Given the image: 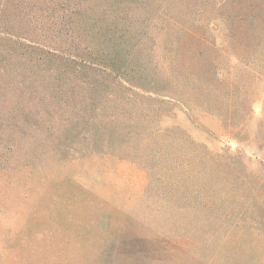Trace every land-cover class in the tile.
Segmentation results:
<instances>
[{
	"label": "rangeland",
	"instance_id": "obj_1",
	"mask_svg": "<svg viewBox=\"0 0 264 264\" xmlns=\"http://www.w3.org/2000/svg\"><path fill=\"white\" fill-rule=\"evenodd\" d=\"M0 264H264V0H0Z\"/></svg>",
	"mask_w": 264,
	"mask_h": 264
}]
</instances>
